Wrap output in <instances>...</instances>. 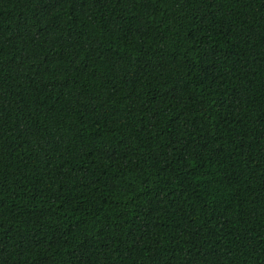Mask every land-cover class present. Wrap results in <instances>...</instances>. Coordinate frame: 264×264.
Returning a JSON list of instances; mask_svg holds the SVG:
<instances>
[{
    "label": "trees",
    "instance_id": "16d2710c",
    "mask_svg": "<svg viewBox=\"0 0 264 264\" xmlns=\"http://www.w3.org/2000/svg\"><path fill=\"white\" fill-rule=\"evenodd\" d=\"M0 264H264V0H0Z\"/></svg>",
    "mask_w": 264,
    "mask_h": 264
}]
</instances>
